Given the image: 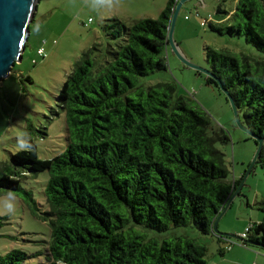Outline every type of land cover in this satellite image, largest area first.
<instances>
[{"label":"trees","instance_id":"trees-1","mask_svg":"<svg viewBox=\"0 0 264 264\" xmlns=\"http://www.w3.org/2000/svg\"><path fill=\"white\" fill-rule=\"evenodd\" d=\"M177 1L167 0L156 18L104 19L105 41L80 54L57 94L65 118L63 151L41 159L29 143L0 162V192H20L30 215L48 224L40 264H206L207 246L175 230L225 241L212 233V224L240 181L231 179L218 148L230 142L228 133L191 97L175 95L173 81L138 83L167 69ZM217 13L228 17L209 21L210 30L243 35L262 56L208 47L213 77L205 84L220 91L218 80L242 124L263 140L258 161L264 169V2L238 0L233 10L218 6ZM42 172L48 174L45 211L21 187ZM6 221L0 216V228ZM243 233L264 249V223ZM29 258L11 249L0 254V264Z\"/></svg>","mask_w":264,"mask_h":264},{"label":"rangeland","instance_id":"rangeland-1","mask_svg":"<svg viewBox=\"0 0 264 264\" xmlns=\"http://www.w3.org/2000/svg\"><path fill=\"white\" fill-rule=\"evenodd\" d=\"M167 0H39L29 24L27 45L10 73L0 81V162L8 161L11 153L36 148L38 157L50 159L65 147V118L57 108V94L72 63L94 42L105 41L104 19L117 16L122 20L152 14L163 8ZM238 0H187L177 15L173 39L181 54L193 65L209 67L207 48L228 50L232 54L262 56L243 35L218 34L208 22L220 21L217 7L231 11ZM120 15H114V12ZM127 14V15H126ZM158 14V11L157 13ZM158 15H156L157 17ZM187 18H185V17ZM130 17V18H126ZM151 18V17H150ZM91 22H88V20ZM204 23V25H201ZM43 48L44 58L37 55ZM167 69L139 78L143 86L173 81L175 95L191 97L217 127L223 128L230 142L218 145L224 153L230 177L243 181L239 194L218 223L220 232L240 237V230L264 223V169L258 159L252 164L257 145L250 134L240 129L226 96L213 85L205 84V76L184 63L168 47ZM36 62V63H34ZM29 78V80L27 79ZM28 124L31 128L28 129ZM47 172L38 173L21 183L31 191L41 211L46 210L44 188ZM20 192H0V216L7 221L0 228V254L20 249L30 258L26 264L43 262L45 243L49 240L48 224L31 216ZM207 246L206 264H264V249L234 238L220 245L214 236H202L195 229H178ZM242 239V238H241ZM244 240V239H242ZM232 242V246L226 245ZM224 253L219 252V248ZM233 249V252L227 249ZM42 253V254H37Z\"/></svg>","mask_w":264,"mask_h":264},{"label":"water","instance_id":"water-1","mask_svg":"<svg viewBox=\"0 0 264 264\" xmlns=\"http://www.w3.org/2000/svg\"><path fill=\"white\" fill-rule=\"evenodd\" d=\"M187 0H178L173 14L170 19V24L167 32V45L173 51V53L184 63L185 66L191 67L202 73L205 77H213V74L207 68H200L191 64L179 51L178 45L173 39L174 24L179 13L181 6ZM39 0H0V81L6 77L11 70V67L18 61L21 60V54L23 53L25 43L29 35V24L34 18V13L37 9V4ZM264 2V0H263ZM220 91L226 96L227 101L230 103L233 116L237 126L250 134L256 143L257 148L255 155L253 157L252 164L258 159L263 140L254 135L250 130L245 127L241 120L239 113L234 105V102L230 95L224 90L219 84L218 80H215ZM243 181L237 186L235 191L231 194L228 201L226 202L224 208L215 218L212 224V233L220 238H234L240 242L248 245L257 246L246 240H242L240 237L220 232L218 230V223L224 214L230 207L233 199L239 194Z\"/></svg>","mask_w":264,"mask_h":264},{"label":"crops","instance_id":"crops-1","mask_svg":"<svg viewBox=\"0 0 264 264\" xmlns=\"http://www.w3.org/2000/svg\"><path fill=\"white\" fill-rule=\"evenodd\" d=\"M164 8V7H163ZM163 8H158V10L156 9L152 14H150V16H148V15H143V16H137V15H139V14H137L136 16L134 15V14H128L129 16H131L132 17V15H133V17H135L134 19H140V18H156V15H159V13L161 12V10L163 9ZM157 11H158V14H156L157 13ZM114 15H120V12H117V11H115L114 12ZM127 15V14H126ZM115 17H117V16H115ZM185 17V16H184ZM126 18H130V17H126ZM186 18V17H185ZM108 19H110V18H108ZM124 20H127V19H124ZM178 45V44H177ZM241 233H243V230L241 229L240 230V234ZM226 245H229V244H226ZM231 246H232V244H230ZM232 247H230V249H227L228 251H232L233 252V249H231Z\"/></svg>","mask_w":264,"mask_h":264},{"label":"built area","instance_id":"built-area-1","mask_svg":"<svg viewBox=\"0 0 264 264\" xmlns=\"http://www.w3.org/2000/svg\"><path fill=\"white\" fill-rule=\"evenodd\" d=\"M186 18H187V17H186ZM88 22H91V20L89 19ZM201 25H204V23H201ZM37 55H38V57H40V58H44V57H45V53H44V51H43V48L38 49V51H37ZM34 63H36V62H34ZM240 237H241L242 239H245V237H246L245 233H242V234L240 235Z\"/></svg>","mask_w":264,"mask_h":264}]
</instances>
